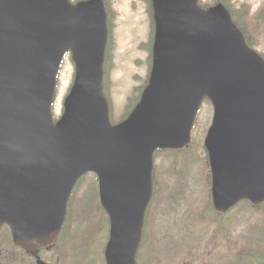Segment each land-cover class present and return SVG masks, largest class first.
<instances>
[{"label":"water","instance_id":"obj_1","mask_svg":"<svg viewBox=\"0 0 264 264\" xmlns=\"http://www.w3.org/2000/svg\"><path fill=\"white\" fill-rule=\"evenodd\" d=\"M151 9L148 82L112 124L103 92V0H0V226L10 227L16 245L53 243L72 187L91 171L110 222L105 262L134 264L154 152L190 142L204 98L213 106L204 147L214 209L264 201L263 58L222 3L203 9L198 0H151ZM68 52L73 82L54 121Z\"/></svg>","mask_w":264,"mask_h":264},{"label":"rangeland","instance_id":"obj_2","mask_svg":"<svg viewBox=\"0 0 264 264\" xmlns=\"http://www.w3.org/2000/svg\"><path fill=\"white\" fill-rule=\"evenodd\" d=\"M214 1L200 0L204 4ZM224 1L234 11H246L247 16L239 19L253 46L264 56V0ZM105 4L111 27L106 92L112 117L119 120L134 87L142 85L148 75V51L143 45L148 41L151 22L146 0H105ZM73 71L67 55L58 74L52 107L56 116L61 113ZM211 116L212 106L205 101L192 131V147L155 154V194L137 264H264V204L252 207L241 203L223 215L208 207L203 139ZM90 180L93 176L87 174L76 188L62 238L49 253L53 264H105L108 225L98 208L93 209L95 183ZM8 232L6 226L0 228L1 251L10 243ZM243 247L250 257H240Z\"/></svg>","mask_w":264,"mask_h":264},{"label":"flooded vegetation","instance_id":"obj_3","mask_svg":"<svg viewBox=\"0 0 264 264\" xmlns=\"http://www.w3.org/2000/svg\"><path fill=\"white\" fill-rule=\"evenodd\" d=\"M72 2H75V1H72ZM105 87V85H104ZM107 98H108V95H107V92L105 93ZM109 101V99H108ZM193 131V130H192ZM192 142H193V134L191 133V143L188 145V148L192 147ZM87 174H91L93 176V181L90 180L91 182L95 183V194H94V202H93V209L94 207L95 208H98L99 210V214L101 212V214L103 215V222L104 220H106V224L108 225V217L106 216V214L104 213V211L102 210V206L100 204V200H99V193H98V180H97V177L94 173H87ZM86 173L83 174L78 180L77 182L75 183L74 187H73V190L71 192V196H70V199L68 201V206H70L71 204V201L74 197V194H75V191H76V188L77 186L79 185V182L81 181V179H83L86 175ZM79 187V186H78ZM94 192V191H93ZM152 200V198H151ZM241 203H247L248 205L252 206V207H259L261 206V204H258V205H252L250 202L248 201H241L239 202L238 204H241ZM238 204L234 205L232 207V209L234 207H236ZM208 207L211 208V210H213V203L211 200H209V204H208ZM232 209H230L229 211H231ZM229 211L227 212H224L222 214H220L219 212H216L215 210H213V212L216 214V215H223V214H227ZM96 212V211H95ZM97 213V212H96ZM214 219H216L214 217ZM105 224V222H104ZM101 227V225H98V229ZM64 228H66V221L65 223L63 224L61 230L59 231L58 233V236H57V239L56 241L49 245V246H45V247H39V248H36L34 250H26L22 247H18L16 245L13 244L12 240H11V235L9 234V242L8 245H7V249L6 248H3V250L1 251L0 250V264H36L37 260H42L44 262H46L47 264H53L52 263V258L49 253L52 252L53 250V247L59 243L60 239L62 238V231H64ZM7 239V238H6ZM7 239V240H8ZM92 239V238H91ZM13 253H12V251ZM49 254V255H48ZM242 256H247V257H250L249 254L245 253L244 252V247L242 248V250L240 251V257ZM139 257V255H138ZM238 257V256H237ZM25 259V260H24ZM24 260V261H23ZM138 261V260H137Z\"/></svg>","mask_w":264,"mask_h":264},{"label":"trees","instance_id":"obj_4","mask_svg":"<svg viewBox=\"0 0 264 264\" xmlns=\"http://www.w3.org/2000/svg\"><path fill=\"white\" fill-rule=\"evenodd\" d=\"M219 1H222V0H219ZM147 4H148V12L150 13V0H146ZM223 3H225V1L223 0L222 1ZM225 5L229 8V6L225 3ZM109 10V9H108ZM230 13L232 15V18L234 20V22L242 29V31L244 32V36H245V39L247 41V43L249 45H253V43L250 41L249 37L247 36V34L245 33V29L243 28L242 26V23L239 19V17L245 15L247 16V13L244 9H240L238 11H234L232 9H230ZM151 34V33H150ZM151 37V36H150ZM109 43H110V40L108 41V44H107V49H106V55H105V62H104V72H105V76H104V80H106L107 78V59H108V56H109ZM150 45H151V39L149 38V40L146 42L144 46V48L150 52ZM150 58V57H149ZM150 60V59H149ZM141 85L139 86H136L134 87L133 89V92L132 94L128 97V104H127V107L125 109V114L126 112H128L131 107H133V105L137 102V100L139 99V95H140V91H141Z\"/></svg>","mask_w":264,"mask_h":264}]
</instances>
